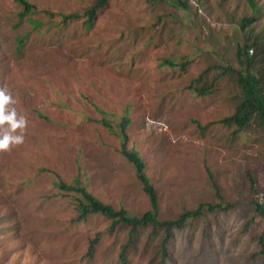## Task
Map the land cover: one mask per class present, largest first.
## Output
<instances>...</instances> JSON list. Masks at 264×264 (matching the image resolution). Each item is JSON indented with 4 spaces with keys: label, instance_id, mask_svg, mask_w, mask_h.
<instances>
[{
    "label": "rangeland",
    "instance_id": "1",
    "mask_svg": "<svg viewBox=\"0 0 264 264\" xmlns=\"http://www.w3.org/2000/svg\"><path fill=\"white\" fill-rule=\"evenodd\" d=\"M27 1L37 26L21 19L15 0H0V89L26 120L23 142L0 151V264H121L125 229L107 232L100 215L76 220L70 195L54 182L78 177L104 204L134 216L149 210L118 138L96 122L116 127L124 116L161 220L200 204L232 205L203 208L175 230L165 264H264V220L249 194V176L264 194V123L236 135L217 123L239 102L235 80L219 68L235 67L246 37L258 33L264 43V0H252L255 12L247 0H186L188 12L108 0L90 26L84 13L96 0ZM69 14L78 16L64 22ZM246 17L254 20L242 29ZM204 71L213 86L198 96L189 85ZM157 243L158 232L143 230L127 264H148Z\"/></svg>",
    "mask_w": 264,
    "mask_h": 264
},
{
    "label": "trees",
    "instance_id": "2",
    "mask_svg": "<svg viewBox=\"0 0 264 264\" xmlns=\"http://www.w3.org/2000/svg\"><path fill=\"white\" fill-rule=\"evenodd\" d=\"M21 6V19L26 17V20L33 26L39 25L37 21L28 16L31 13L33 5L27 0H15ZM108 0H96L84 13V23L90 26L93 22L95 11L106 4ZM148 4H164L170 6L177 11H189V5L186 0H144ZM255 12L256 7L252 0H247ZM77 14H69L64 16V22L68 19L76 18ZM253 17H246L243 19L241 28L244 29L247 25L253 22ZM252 50V55H249L248 50ZM264 50V43L261 35L248 36L245 38L243 44L238 43L235 50V67L219 68L221 69V75H229L230 78L235 80V83L239 89V102L235 107V111L232 115L224 117L217 121V123L225 126H233L234 130L232 135L243 133L250 128V124L255 120L256 122L264 123V83L259 76L255 77L252 73V65L255 62L257 55ZM163 64L169 67L177 66L172 60L165 59ZM188 61H185L178 65L180 69H184ZM204 71L197 78L191 81L189 90L198 96L207 95L213 83L203 82V78L206 76ZM104 128L114 134L119 140L118 153L130 163L134 171V176L139 182L141 190L146 195L150 208L140 216L131 215L123 208L115 209L109 204H104L91 192L88 191L87 186L80 181L78 177H74L70 183L62 181L56 175L55 187L62 192V195H70L71 203L75 209V219L83 221L88 216L100 215L108 220L107 232H113L115 229L122 227L125 229L126 235L124 241L119 246L118 258L121 264H127L128 252L131 247L136 243L140 233L145 229H150L153 233L158 232V243L156 250L148 259V264H165L170 258L168 253V243L173 237V232L185 227L186 223L190 219L198 218L202 215L203 208H206L209 212L215 210H227L232 205L227 204L223 207L222 203L200 204L192 211H185L181 213L177 218L170 220H161L159 217V202L155 188L150 182L148 175L146 174L145 162L139 155L138 151L133 147H128L127 140V126L130 120L127 116H124L120 123L116 127L106 119H100L96 121ZM198 128H205L206 126H200L195 123ZM209 178L212 182V186L215 189V196L221 200V196L218 191V187L213 182L212 176L209 172ZM249 194L250 202L256 207L257 213L264 220V212L259 200L264 199V194L259 199L260 192L257 189L256 182L249 176ZM72 194V195H71ZM261 200V201H262ZM100 235V234H97ZM97 238L92 241L89 249V253L93 249V245L97 242ZM259 249L258 256H261L264 260V233L258 239Z\"/></svg>",
    "mask_w": 264,
    "mask_h": 264
},
{
    "label": "clouds",
    "instance_id": "3",
    "mask_svg": "<svg viewBox=\"0 0 264 264\" xmlns=\"http://www.w3.org/2000/svg\"><path fill=\"white\" fill-rule=\"evenodd\" d=\"M12 96L4 89H0V151L9 150L10 146L23 142V129L26 120L23 115L17 116ZM20 130L17 132V130Z\"/></svg>",
    "mask_w": 264,
    "mask_h": 264
},
{
    "label": "crops",
    "instance_id": "4",
    "mask_svg": "<svg viewBox=\"0 0 264 264\" xmlns=\"http://www.w3.org/2000/svg\"><path fill=\"white\" fill-rule=\"evenodd\" d=\"M258 33H256L257 35ZM262 36V35H261ZM263 37V36H262ZM259 72V76L262 78L264 83V50L263 52L259 53L257 57L255 58V62L252 65V73L255 77L258 76L256 72ZM264 85V84H263Z\"/></svg>",
    "mask_w": 264,
    "mask_h": 264
},
{
    "label": "built area",
    "instance_id": "5",
    "mask_svg": "<svg viewBox=\"0 0 264 264\" xmlns=\"http://www.w3.org/2000/svg\"><path fill=\"white\" fill-rule=\"evenodd\" d=\"M248 53H249V55H252V50L250 49V50H248ZM261 207H262V210H263V212H264V199L261 201Z\"/></svg>",
    "mask_w": 264,
    "mask_h": 264
}]
</instances>
